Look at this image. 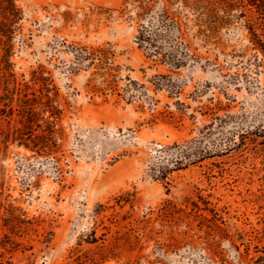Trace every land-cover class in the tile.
<instances>
[{
  "label": "rangeland",
  "instance_id": "obj_1",
  "mask_svg": "<svg viewBox=\"0 0 264 264\" xmlns=\"http://www.w3.org/2000/svg\"><path fill=\"white\" fill-rule=\"evenodd\" d=\"M13 1L0 264H264V0Z\"/></svg>",
  "mask_w": 264,
  "mask_h": 264
},
{
  "label": "trees",
  "instance_id": "obj_2",
  "mask_svg": "<svg viewBox=\"0 0 264 264\" xmlns=\"http://www.w3.org/2000/svg\"><path fill=\"white\" fill-rule=\"evenodd\" d=\"M188 2H193V6L196 9H201L203 11H205V14L207 15V19L209 21L210 26H212L211 28L213 29L214 27H216V23L217 21L219 23H222L223 20H221V18L219 19V17H217V14L215 13V11L212 9V3H210L209 1L206 0H190ZM0 6L8 13L12 12V9L14 7V1L13 0H0ZM226 10V7H225ZM164 17H169V14L167 11H164L163 13ZM149 40V39H148ZM258 44V50L261 52L262 54V62H260V64H262L264 66V44L261 41H257ZM211 110H214V108ZM215 113V112H214ZM219 123V126H223L222 124H225L226 121L220 117H216L215 118V122H213L211 125H207L205 127V129H211L214 128L215 124ZM180 150H182V157H177L175 158L172 162H173V166L172 169L175 168V170H181L183 169L184 166H186L188 164V162H192V155L191 154H187V152L180 148ZM200 158H205L207 155H202L201 153H199ZM172 169H169V167L166 168H160V171H158V175L160 176L161 179H166L168 177V175L170 174V171Z\"/></svg>",
  "mask_w": 264,
  "mask_h": 264
}]
</instances>
